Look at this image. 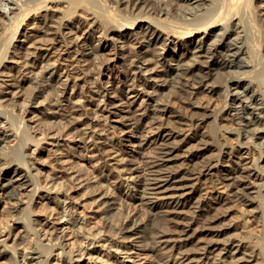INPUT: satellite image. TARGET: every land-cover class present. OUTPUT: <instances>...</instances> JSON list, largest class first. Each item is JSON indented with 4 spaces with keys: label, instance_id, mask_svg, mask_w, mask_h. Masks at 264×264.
<instances>
[{
    "label": "bare ground",
    "instance_id": "6f19581e",
    "mask_svg": "<svg viewBox=\"0 0 264 264\" xmlns=\"http://www.w3.org/2000/svg\"><path fill=\"white\" fill-rule=\"evenodd\" d=\"M10 1L0 264H264V0ZM118 103L132 122L108 132L101 107ZM80 199L99 227L75 218Z\"/></svg>",
    "mask_w": 264,
    "mask_h": 264
},
{
    "label": "rangeland",
    "instance_id": "374dc122",
    "mask_svg": "<svg viewBox=\"0 0 264 264\" xmlns=\"http://www.w3.org/2000/svg\"><path fill=\"white\" fill-rule=\"evenodd\" d=\"M2 4V5H1ZM0 6H2V10H3V8H4V11H9L10 10V8L11 7H13V4H11V1L10 0H0ZM6 6H7V8H9V9H7L6 8ZM49 76V75H48ZM119 104V103H118ZM116 104V106L115 105H111L108 109H104L105 107L104 106H102L101 107V110H100V114H101V118L103 119V123H105V121L104 120H107L106 118L104 119V117H105V115L107 116L108 114H109V116H108V119L110 120H107V122L105 123V126H106V128H108L110 131H108V132H111V131H113L115 128L113 127V124L114 125H124L125 127L126 126H128V125H130L131 124V122H132V119H133V116L134 115H132V112H129L128 111V109L127 108H125V109H121L122 108V105L121 104ZM119 107V108H118ZM60 109H56V111L55 112H59V113H57V114H64V113H70V112H72V115H77V116H79L80 115V113L77 111L76 112V110H73V108H72V105H70V104H68L67 102H63V104L61 105V107H59ZM120 109V110H119ZM127 109V110H126ZM58 110V111H57ZM103 110V111H102ZM108 110V111H107ZM62 111V112H61ZM76 112V113H75ZM109 112V113H108ZM121 112V113H120ZM75 113V114H74ZM71 114V113H70ZM104 114V115H103ZM124 115V114H126L127 116L129 115V117H126V120H125V118L124 119H122L121 118V115ZM111 115V116H110ZM132 115V116H131ZM104 116V117H103ZM130 118V119H129ZM122 121H123V123H122ZM128 121H130V122H128ZM109 122L111 123V124H109ZM128 122V123H127ZM113 123V124H112ZM127 123V124H126ZM107 124H108V126H107ZM4 128V126L3 125H0V134L3 132V128ZM65 127V128H64ZM111 127V128H110ZM3 130H2V129ZM63 128V129H62ZM61 129H60V131H62V136H61V138H62V143H69V142H71V141H69V140H71L72 138H71V134H69L68 132V128L66 127V126H63ZM113 128V130H111ZM57 132H58V130H57ZM7 133V132H6ZM70 136V137H69ZM121 136L123 137V133L121 134ZM64 137V138H63ZM131 138H133V137H130L129 139H131ZM0 140H1V137H0ZM127 140V139H126ZM66 143V144H67ZM53 150H48L47 151V153H46V160H47V164L45 163V166H44V168H45V171H49V170H51V172H49V173H53V174H56V177L57 178H61V179H63V180H65L66 181V183L67 184H69V185H73L72 183H73V178L71 179V177L72 176H75V173H74V171H73V169H71V164H69L68 162H67V166H66V168H67V170H62L61 168H57V170L56 169H52V167L51 166H55V153H53L52 152ZM127 152H131V149H128L127 150ZM133 154V153H132ZM135 154V153H134ZM136 154H139L138 153V151H136ZM55 156V157H54ZM54 160V161H53ZM52 163V165H50ZM53 166V167H54ZM15 168V167H14ZM13 168V169H14ZM21 168H23V167H21ZM13 169H8V170H6L5 171V173H6V177H9V176H12L11 175V173H12V170ZM46 169H48V170H46ZM55 170V171H54ZM29 179H27L26 177H24V175L23 176H20V177H14L13 178V180L11 181V182H7V180H6V184H7V186H8V190H11V189H13V190H15V191H21V190H24V189H26V188H29V185H30V183H27V181H28ZM29 182V181H28ZM28 184V185H27ZM78 184V182L76 181V184L75 185H77ZM81 187V186H80ZM2 187H1V185H0V198H1V196H2V199L0 200V211H1V209L3 208V205H4V202H5V198H7V196L4 194L3 195V193H4V190H2L1 189ZM32 188V187H31ZM73 191H75V190H73ZM124 192L125 191H127L126 189H124L123 190ZM74 193V192H73ZM76 196L74 195V198H75ZM112 197L113 198H116L117 197V195H112ZM76 200H77V198H75ZM37 201V203L38 204H40V202H41V200L40 199H36ZM80 203H79V205H78V209H76L77 211H76V215H77V213H78V215L77 216H75V218H79V219H82V220H84V224H86L88 227H91V228H97V227H99L100 225H101V221H100V212H101V208H98V206H96V205H92L91 203L90 204H88L87 202V204H85V201H81V199L80 200H78ZM14 202V201H13ZM22 205V203H19V207H17V208H12L11 206H7V208L10 210H13L15 213H17L19 210H17V209H21V208H23V206H21ZM1 206H2V208H1ZM21 206V207H20ZM239 210H240V208H238ZM100 210V211H99ZM141 213L142 214H146L145 212H144V210L142 209L141 210ZM48 215V213H45V212H40V213H38V214H35L33 217H35V218H37V217H41V218H43V217H45V216H47ZM50 218V220H52V218L53 217H49ZM13 230L14 231H17V230H19L20 228H22V224H21V222H17V221H14L13 220ZM173 225V226H172ZM178 227V229H180V226L179 225H174L173 223H169L168 224V229H169V233L173 236V238H176L177 239V237L179 238V233H180V230L178 231V229H177V227ZM174 228H175V230H174ZM176 231V232H175ZM148 236V238L152 235V234H150V236H149V234H147ZM180 235H181V233H180ZM67 238H65L64 239V241H66L67 242ZM148 240V239H147ZM111 241V240H110ZM109 241V242H110ZM150 241H151V239H150ZM195 241H197V239L195 240ZM193 242V245H197V243H198V241L197 242ZM65 242V243H66ZM114 242H115V240H114ZM196 243V244H195ZM115 245H117V244H115ZM101 247V243L100 244H94V245H90L89 246V248L92 250V249H97V248H100ZM194 247V246H193ZM30 257L29 258H31L32 256H33V258H35V256H34V253H31L30 255H29ZM96 258V257H95ZM94 264H100L99 263V260L97 259L96 260V262L94 261Z\"/></svg>",
    "mask_w": 264,
    "mask_h": 264
}]
</instances>
